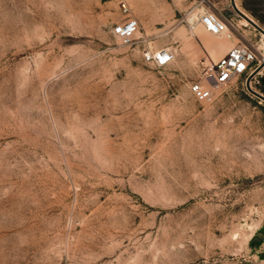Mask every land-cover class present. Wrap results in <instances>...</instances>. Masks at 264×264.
I'll list each match as a JSON object with an SVG mask.
<instances>
[{"label": "rangeland", "instance_id": "1", "mask_svg": "<svg viewBox=\"0 0 264 264\" xmlns=\"http://www.w3.org/2000/svg\"><path fill=\"white\" fill-rule=\"evenodd\" d=\"M236 4L264 29V0ZM195 6L237 35L189 31ZM131 17L132 45L113 32ZM243 19L231 0H0V264H264V101L213 76L239 43L264 53ZM162 48L169 66L144 62Z\"/></svg>", "mask_w": 264, "mask_h": 264}, {"label": "built area", "instance_id": "2", "mask_svg": "<svg viewBox=\"0 0 264 264\" xmlns=\"http://www.w3.org/2000/svg\"><path fill=\"white\" fill-rule=\"evenodd\" d=\"M197 6L189 9L182 18L181 23L189 31L195 30L198 26H203L207 32L219 38L231 39L236 34V26L233 21H228L216 13L196 12ZM121 11L128 15L130 8L126 3L121 4ZM140 31V22L135 18H128L124 23L117 25L113 32L125 44H133L138 40L137 35ZM264 53H260L258 47L252 43H239L230 52L220 59L215 65L214 78L219 86L225 85L236 77L249 76L261 64H264ZM176 58L174 51L168 48H162L157 51L148 50L143 53V59L146 64L157 68L169 66ZM264 69L252 80L256 84L261 83V77ZM191 92L199 101H206L211 96V89L204 87L201 82L191 85Z\"/></svg>", "mask_w": 264, "mask_h": 264}, {"label": "water", "instance_id": "3", "mask_svg": "<svg viewBox=\"0 0 264 264\" xmlns=\"http://www.w3.org/2000/svg\"><path fill=\"white\" fill-rule=\"evenodd\" d=\"M234 10L241 16L243 17L245 20H247L252 26L255 27L256 30H258L261 34L264 35V29L262 27H260L256 22H254L252 19H250L246 14H244L237 6L236 4V0H231ZM264 69V64H261L259 67H257V69H255L254 72H252L248 77H247V86L248 89L255 95L257 96L259 99L264 101V95L254 91L251 88V82L252 80Z\"/></svg>", "mask_w": 264, "mask_h": 264}, {"label": "bare ground", "instance_id": "4", "mask_svg": "<svg viewBox=\"0 0 264 264\" xmlns=\"http://www.w3.org/2000/svg\"><path fill=\"white\" fill-rule=\"evenodd\" d=\"M243 21H244V24H245V25H248V24H249L247 20L243 19ZM261 36L264 38V35H263V34H262ZM260 57H261V56H260ZM261 60L263 61L264 58L261 57Z\"/></svg>", "mask_w": 264, "mask_h": 264}, {"label": "crops", "instance_id": "5", "mask_svg": "<svg viewBox=\"0 0 264 264\" xmlns=\"http://www.w3.org/2000/svg\"><path fill=\"white\" fill-rule=\"evenodd\" d=\"M236 2H238V0H236ZM238 4V3H237ZM239 6V5H238Z\"/></svg>", "mask_w": 264, "mask_h": 264}]
</instances>
